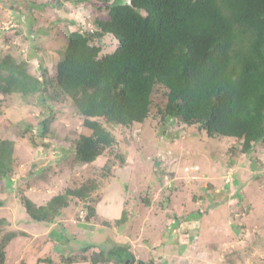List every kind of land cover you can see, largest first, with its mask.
Segmentation results:
<instances>
[{"label":"rangeland","instance_id":"374dc122","mask_svg":"<svg viewBox=\"0 0 264 264\" xmlns=\"http://www.w3.org/2000/svg\"><path fill=\"white\" fill-rule=\"evenodd\" d=\"M116 1L0 0V58L17 55L39 76L45 69L50 85L44 97L0 93V136L16 144L15 172L0 179V240L7 232L16 236L0 264H66L65 256H90L108 244L127 246L133 264H264V144L245 153L241 139L163 121L164 86L155 88L144 122L100 118L117 142L93 163L75 159L77 139L90 130L57 83V63L68 31L97 29L96 18L107 17ZM98 41L100 55L118 45L112 34ZM90 178L99 182L97 216L90 218L76 197L53 224L26 212L22 195L45 205ZM123 211L126 220L115 223ZM85 244L95 247L82 250Z\"/></svg>","mask_w":264,"mask_h":264},{"label":"trees","instance_id":"16d2710c","mask_svg":"<svg viewBox=\"0 0 264 264\" xmlns=\"http://www.w3.org/2000/svg\"><path fill=\"white\" fill-rule=\"evenodd\" d=\"M55 4L61 6L62 0ZM96 24L97 29L68 31L56 67L58 85L90 130L76 141L75 159L80 163H93L117 142L100 118L112 125L144 122L158 85L168 90V101L159 108L163 121L197 125L209 137L241 139L245 153L256 143L264 144V0H117ZM107 34L114 35L118 45L100 55L98 39ZM28 65L12 53L0 58V93L44 97L50 90L47 72L35 75ZM15 145L0 136V179L15 172ZM98 190V180L90 178L45 205L26 195L21 200L33 220L53 224L74 197L85 203L90 218L97 216ZM4 204L0 200V207ZM125 220L123 211L115 223ZM103 223L111 224L107 219ZM14 236H1L0 262ZM93 247L85 244L81 249ZM45 260L52 262L50 257ZM79 261L133 264L135 256L123 244H108L90 256L84 252L63 258L66 264Z\"/></svg>","mask_w":264,"mask_h":264},{"label":"water","instance_id":"95a60500","mask_svg":"<svg viewBox=\"0 0 264 264\" xmlns=\"http://www.w3.org/2000/svg\"><path fill=\"white\" fill-rule=\"evenodd\" d=\"M88 218V217H87Z\"/></svg>","mask_w":264,"mask_h":264}]
</instances>
